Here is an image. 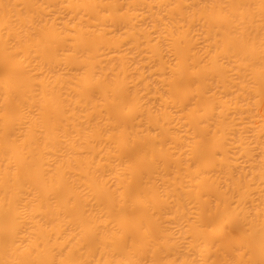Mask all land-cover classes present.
<instances>
[{"label": "bare ground", "instance_id": "6f19581e", "mask_svg": "<svg viewBox=\"0 0 264 264\" xmlns=\"http://www.w3.org/2000/svg\"><path fill=\"white\" fill-rule=\"evenodd\" d=\"M261 95L264 0H0V264H264Z\"/></svg>", "mask_w": 264, "mask_h": 264}, {"label": "rangeland", "instance_id": "374dc122", "mask_svg": "<svg viewBox=\"0 0 264 264\" xmlns=\"http://www.w3.org/2000/svg\"><path fill=\"white\" fill-rule=\"evenodd\" d=\"M258 91L260 92V93L258 94V96H259V95L262 93V91H260V89H259ZM262 95H263V94H262ZM262 95H261V97L263 98L264 96H262ZM260 99H261V98L259 97V102H260L261 100H264V99H261V100H260ZM257 101H258V100H257ZM259 102H258V104H259ZM263 102H264V101H263ZM263 102H262V103H263ZM260 103H261V102H260ZM262 103H261V104H262ZM263 105H264V103H263ZM263 105H260L261 108L263 107ZM257 106H259V105H257ZM259 108H260V107H259ZM261 108H260V110H261ZM260 110H259V112H257V113H260V116H262V115L264 116V112H263V111L261 112ZM262 110H264V108H262ZM258 115H259V114H258ZM260 116H259V117H256V123H259V122H260L258 125L262 126L263 123H261V122H264V118H263V117H260ZM262 118H263V119H262ZM258 125L256 124L255 126H258ZM260 126H259L258 128L262 129L263 127L261 128ZM256 130H257V129H256ZM256 130H255V131H256ZM257 131H259V130H257ZM257 131H256V132H257ZM261 131L264 132V128H263V130H261ZM261 131H259V132L261 133ZM256 132H255V135H256V134L258 135L259 132H258V133H256ZM261 134H262V133H261ZM261 134H260V136H261ZM263 134H264V133H263ZM257 135H256V136H257ZM256 136H255V137H256ZM258 136H259V135H258ZM258 136H257V139L255 138V139H256V140H255V141H256L255 149H258V150H255V151H257V152H255V153H257V154L261 153V155H262L263 152H264V149H263V147H262L263 152H261L262 150L259 151V148H260V147H259L258 143H259V140H260L261 142H264V136L262 135V136H263V137L261 136L262 138H260V136H259V137H258ZM259 144H260V143H259ZM263 144H264V143H263ZM256 146H258V148H256ZM261 146H262V144H261ZM260 149H261V148H260ZM258 151H259V153H258ZM255 155H256V154H255ZM263 155H264V154H263ZM256 156H257V155H256ZM258 156H259V155H258ZM258 156H257V161L255 160V165H256V166L258 165V162H259V160L261 159V157H259V158H260V159H259ZM262 157H263V156H262ZM255 159H256V158H255ZM262 159H263V158H262ZM256 162H257V164H256ZM263 162H264V161H261L260 164H262ZM259 166H260V165H259ZM260 168H261V166H260ZM262 168H264V167L262 166ZM257 169H258V167H257ZM257 169H256V170H257ZM257 171H260V172H261V174H260V172L257 173V175L259 174L258 176L262 175V172H263V174H264V170H262V169H261V170H257ZM258 178H260V177H258ZM262 179H263V178L258 179V181H259V180L261 181ZM256 181H257V180H256ZM263 183H264V182H263ZM263 183H261V182L259 183L260 185L262 184V187L259 188L260 191H262V192H263V190H262L261 188H263V186H264ZM257 184H258V183H257ZM259 184H258V185H259ZM258 185H257V186H258ZM258 187H259V186H258ZM256 191H257V194H258V189H257ZM259 193H261V192H259ZM257 194H256V200L258 201V199H257V197H258ZM258 195H259V196L261 195V197H262V195H264V192H263V194L261 193V194H258ZM263 199H264V198H263ZM259 200H261V198H260ZM260 202H261V201H260ZM257 204H258V203H257ZM259 204H260V203H259ZM259 204H258V206H262V205H259ZM261 204H262V203H261ZM258 208H259V207H258ZM259 209H260V208H259Z\"/></svg>", "mask_w": 264, "mask_h": 264}]
</instances>
